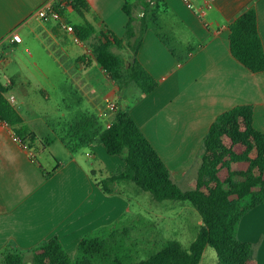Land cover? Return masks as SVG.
<instances>
[{"label": "crops", "instance_id": "1", "mask_svg": "<svg viewBox=\"0 0 264 264\" xmlns=\"http://www.w3.org/2000/svg\"><path fill=\"white\" fill-rule=\"evenodd\" d=\"M49 2L58 8L62 0H0L5 97L15 99L9 103L39 139L55 136L45 148L36 141L33 157L0 120V254L11 246L31 250L53 236L66 249L78 248L84 236L130 213L123 194H106L95 182L90 161L108 160L105 147L89 143L72 153L64 144L76 135L71 127L83 124L97 132L108 128L117 112L128 111L175 182L189 186L186 190L195 188L204 138L217 116L251 105L253 125L264 134V72L241 64L229 42L230 25L254 6L264 47V0H157L156 22H150L137 55L158 83L148 95L134 86L120 90L92 51L102 33L124 37V6L129 3L141 17L139 0H87L84 16L67 4L58 20L37 15ZM86 22L96 28L88 41L67 28ZM14 32L21 43L11 42ZM82 56L90 58V66L79 60ZM108 101L117 111L108 109ZM58 126L66 134L58 135ZM114 165L116 160L97 168L109 174ZM238 238L254 245L253 264H264V204L243 216ZM200 264H219L216 252L207 247Z\"/></svg>", "mask_w": 264, "mask_h": 264}, {"label": "trees", "instance_id": "2", "mask_svg": "<svg viewBox=\"0 0 264 264\" xmlns=\"http://www.w3.org/2000/svg\"><path fill=\"white\" fill-rule=\"evenodd\" d=\"M139 1L144 13L141 17L133 14L129 3L124 6L128 16L124 37L102 33V39L93 44L92 51L97 63L120 90L134 86L141 94L148 95L158 83L141 65L137 55L150 22H156V13L147 0ZM68 5L81 16L89 10L87 0H69ZM73 31L79 40L88 41L96 28L86 22L73 27ZM229 42L232 55L241 64L254 73L264 72V47L254 6L230 25ZM114 48L128 49L130 56L125 59L116 54ZM79 60L85 66L91 64L87 56ZM7 91L0 83V120L13 129L21 144L36 157L33 151L36 141L45 148L52 139H39L25 126L21 115L5 97ZM87 127L83 124L71 127V134L76 132V135L64 140L67 149L76 153L86 144H102L109 155L120 156L124 162L98 182L103 192L116 194L120 183L132 182L149 192L156 201H188L202 219L196 238L188 248L169 239L154 254L138 260L132 249L125 248L132 229L113 226L84 236L78 243L75 259L60 238L53 236L28 251L12 246L5 249L0 254V264H200L207 247L215 250L219 264H253L254 245L238 238L243 216L264 204V134L253 125L251 105L225 111L211 124L204 138L196 185L190 190L181 189L175 182L171 171L128 111L117 112L115 121L104 130L93 132ZM54 172L46 176L51 177Z\"/></svg>", "mask_w": 264, "mask_h": 264}, {"label": "rangeland", "instance_id": "3", "mask_svg": "<svg viewBox=\"0 0 264 264\" xmlns=\"http://www.w3.org/2000/svg\"><path fill=\"white\" fill-rule=\"evenodd\" d=\"M113 51L125 59L130 56L128 49L114 48ZM64 132L62 127H57L56 133L58 135L66 134L65 130ZM53 137L55 136L51 138ZM67 138H70V136ZM57 146L62 148L60 143ZM55 151L57 152L56 147ZM108 158V160L99 159L97 161H90L95 164V169L97 170V173L94 175L97 185L99 181L105 179L111 172L116 171L123 163L120 156L110 155ZM115 160L118 165H114L113 170L109 174H107L105 168H97L101 165H112V162ZM41 162L45 165L44 160L41 159ZM239 167L241 168V166ZM180 187L186 190L189 186L180 184ZM117 189L120 192L116 194L119 196L123 194V198L131 211L122 220L113 222L109 227L117 226L132 229L129 233V238H126L125 248L132 249L134 256L138 260L146 259L154 254L169 239H175L183 247L188 248L196 238L200 228L198 222L201 216L190 202L179 200L156 201L149 192L141 190L132 182H122ZM209 248L211 252H215L213 248ZM66 250L71 258L75 259L78 256L77 248ZM206 258L209 259L210 255L207 254Z\"/></svg>", "mask_w": 264, "mask_h": 264}, {"label": "built area", "instance_id": "4", "mask_svg": "<svg viewBox=\"0 0 264 264\" xmlns=\"http://www.w3.org/2000/svg\"><path fill=\"white\" fill-rule=\"evenodd\" d=\"M69 0H63L61 2L60 7L56 8L53 3L49 2L46 4H43V6H41L38 11H37V15L40 17H46L48 15H51L54 19H61V13L60 10H62V8L64 6H66L68 4ZM147 2L149 3V5L151 7H154L157 4V0H147ZM141 16H143V13H141ZM70 31H73L72 27H67ZM11 42L14 43H21L22 42V37L19 33L14 32L10 38ZM1 56V53H0ZM10 103H13L15 101V99L13 97H10L8 100ZM107 107L110 111H117V105L111 101L107 102Z\"/></svg>", "mask_w": 264, "mask_h": 264}]
</instances>
